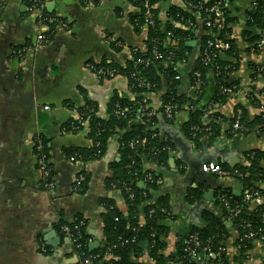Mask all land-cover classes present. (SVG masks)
<instances>
[{
	"label": "crops",
	"instance_id": "0c3cea01",
	"mask_svg": "<svg viewBox=\"0 0 264 264\" xmlns=\"http://www.w3.org/2000/svg\"><path fill=\"white\" fill-rule=\"evenodd\" d=\"M32 4V0H0V264L75 263L69 239L57 228L62 220H83L89 245L103 247L108 201L127 211L121 192L109 181L114 176V165L122 161L123 134L118 132L110 140L101 159L83 158L78 164L66 152L91 144L88 124L82 126L78 121L81 110L89 107L98 118L106 120L121 109L120 104H113L115 98L135 101L140 97L156 114L152 130L159 133L161 141L173 144L167 152V167L147 157L142 159L143 170L160 177L151 204L163 199L169 213L158 254L168 262L178 261L181 238L192 229H204L212 218H217L228 231L220 242L226 264H264V242L255 241L242 255L239 233L233 223L226 222V211L219 202L225 190L240 197L244 185L216 177L220 183L211 190L199 181L204 164L239 170L250 167L254 154L262 156L259 163L264 169V130L249 126V133H235L231 125L238 116L247 124L264 116V49L257 48L262 28L255 19L258 0H225L228 39L232 43L228 78L239 83L241 90L231 97L223 96L214 105L210 112L220 115L215 121L219 129L213 133L212 119L206 117L196 141L186 134L191 116L188 109L178 112L172 121L165 118L161 98L167 86L140 94L125 77L100 79L87 68L89 63L97 62L124 69L132 51L145 48L148 27L136 30L131 22L136 9L130 0H48L47 12L67 27L57 29L49 46L21 57L22 50L37 43L39 21ZM185 8L187 0H162L157 5L158 19L163 26L179 27L173 14ZM205 28L204 20L197 17L196 29L186 40V46L192 42L196 46H187L186 58L178 64L179 96L196 97L193 74L202 56ZM206 76L208 91L215 76L212 70ZM252 89H258L257 98L249 96ZM140 123L138 116L129 122L127 130ZM38 140L46 144L50 156L52 191L42 184L35 148ZM81 174L85 176L83 181H88L85 193L77 189ZM254 184L262 190L264 205V183ZM140 187L147 189V182L140 183ZM259 207L250 204L248 212L254 213ZM50 230H55L56 236L46 241ZM140 262L155 264L148 254ZM201 264L213 263L204 257Z\"/></svg>",
	"mask_w": 264,
	"mask_h": 264
},
{
	"label": "trees",
	"instance_id": "16d2710c",
	"mask_svg": "<svg viewBox=\"0 0 264 264\" xmlns=\"http://www.w3.org/2000/svg\"><path fill=\"white\" fill-rule=\"evenodd\" d=\"M146 1L147 0H130L136 9V12H134L131 16V22L137 31H140L147 26L144 21V4ZM148 1L151 6L156 7L154 12L157 15V5L162 0ZM216 1L222 2L224 7L225 0H187L188 4L197 5L201 2L204 3L206 7L213 6ZM258 4L259 11L255 19L258 20V23L263 29L264 0H258ZM173 17L175 20H177L178 24H181V26H172L171 24L163 26L159 19L156 28L148 26L147 39L144 44L145 48L147 49V53L144 54L141 52V49H137L138 51L134 55V61L130 60L124 69L119 67L117 68L116 66L109 64L102 65L109 68H115L122 75L128 77L130 79V84L134 85V89H136L140 94L149 92L151 90H162L167 86L168 91L161 98L163 103L162 107L171 104L179 106L180 111L188 109L191 116L190 122L187 124L186 134L192 141H196L200 132L203 131L202 124L206 117L212 119V128L214 129L213 133H216L217 128L219 129V125L216 124L215 121L219 119L220 115L214 114L210 111L214 105L219 102V100H222L221 98L224 96L222 95L223 89L232 87L239 88L240 84L237 82L233 83L228 78L231 70L228 72H223L222 75L217 76L216 68L203 64L202 59L200 58V62L196 71L199 70L202 73L203 85L196 90L195 98L179 96L177 93L178 80H175L176 77H179L180 80V70L178 68V64L182 63L186 58V53L189 51L186 46V40L193 32V29L182 28V25H185L184 20L188 19H191L195 24H197V18L195 17V11L190 8L175 10ZM207 17L208 15H204L202 19ZM227 24L228 20L223 28L218 32L216 30L210 31L205 28L207 34L204 38V44H206L207 41L217 39L232 44L228 39L229 29ZM52 31H54V27L49 26V31L46 34L51 41L54 39L56 33ZM169 32L172 33L173 40L178 41L173 49L168 45L167 34ZM154 47H157L162 53L172 51L175 54V61L173 62L174 64L168 65L166 67L164 63L156 62L148 69L143 68V65H140L137 69H135L134 62L144 60L151 56V54L149 55V52ZM209 52H211V54L215 53L217 55L218 65L222 67H231L232 50L223 52L218 51L215 47H211ZM208 70L213 71L215 80L213 82V86L207 91V86L209 84L206 74ZM136 71L139 72V76L133 79L132 73H136ZM261 74H264V72ZM138 78H142L148 82V90L137 88ZM193 83H195V80ZM205 87L207 88L205 89ZM253 96L254 98H257L259 95L254 93ZM224 97L227 98L226 96ZM144 101L145 100H143L142 97L135 101L115 98L113 104H120L121 109L128 108L130 110L125 118H119L114 113H111L109 119L103 120L98 118L95 112H93V110L89 107L81 110L80 114L83 115L84 120L89 126L88 139L91 141V144L86 148L72 149L71 151L66 152L68 157H77L78 162H80V159L83 158L84 161L85 158L87 161L101 159L107 150L110 140L114 136L118 135V132H122L123 134L122 141L125 144V150L122 161L114 165V176L109 181L115 185L117 191L121 192L127 205V211H121L112 201H108L107 213L104 215L103 227V239L105 244L103 247L94 251L90 250V245L87 243L89 237L86 232V226L82 227L80 230V233L82 234L81 242L84 244V251L86 255L97 258L95 259L94 264H143L140 261L146 254L149 255L155 264H191L188 254L185 252L186 248L188 247L186 244L191 236L199 235L201 241L204 244H211L213 250L217 252L220 248H222L220 243L221 240H223V237H225L228 233L222 219L218 220L217 218H212L210 221L208 220L209 222L206 224L204 229H192L189 233H186L183 238H181L179 243L178 261L168 262L158 254V251H160L162 248L161 237L166 230L165 223L168 221L169 213L167 211L168 208L166 207V203L163 199H160L157 204H151L152 194L158 189L157 182L159 181L160 177L151 170L144 171L142 159L143 157H147L159 166L167 167L169 160V155L167 152L170 148L173 149V144L171 142L161 141L159 133L155 130H152V126L156 123V114L150 119V122L147 121L146 113H148L150 109L147 108V104ZM211 104H213L212 108L208 110ZM191 108H194V110ZM138 116H140L141 123L132 126L128 131L127 127L129 126V122ZM234 121L235 120L231 122V125L234 123ZM242 122L249 130L250 127L252 128L256 126H260V128L264 130L263 115L259 116L253 123L247 124L244 118ZM195 128H199L200 131H196ZM142 139L147 140L145 145L138 146L136 148H131L129 146L130 143L140 141ZM44 154L47 157L49 164L50 156L46 144H44ZM261 157L262 156L260 154H254L252 159L250 158V167L239 169V172L244 174L247 173L249 175L248 177L238 179L239 182L244 185V190L262 191L256 186V184H254L255 182L264 183V169L260 167L259 163ZM147 174L152 175V180H146ZM144 181L147 182L148 186L145 190L140 187V183ZM87 184V180L79 184V188L82 193L87 191ZM222 195H228L231 198L232 208H238L240 210V214L231 222L233 223L232 225L235 230L238 231L239 236L244 235V230L240 227V225L244 224H250L255 231L261 229L262 233H264L263 204L260 205V207L254 213H250L248 212V204H246L243 200V195L236 197L229 190H225L223 193H221V196ZM192 196H194L195 199H198V195L196 196V194H194ZM219 202L226 211L224 217L227 222L231 215L228 213L221 200ZM143 216L145 222L142 224L141 217ZM79 221L82 220L78 219V221L73 223L67 220H62L58 224L57 228L60 230L62 225H67L74 230V227ZM74 232L77 231L74 230ZM254 242L255 241L248 242L246 246L241 249V254H246V250ZM238 244L244 245V242L242 243L239 241ZM106 254H109L112 259H107ZM222 262L223 264H226V252L222 254ZM211 263L216 264L217 262L211 260Z\"/></svg>",
	"mask_w": 264,
	"mask_h": 264
},
{
	"label": "built area",
	"instance_id": "2783aa9c",
	"mask_svg": "<svg viewBox=\"0 0 264 264\" xmlns=\"http://www.w3.org/2000/svg\"><path fill=\"white\" fill-rule=\"evenodd\" d=\"M48 0H32V5L34 11H36L38 15V21H39V32L37 37V43L32 46L29 49H24L20 52L21 57L25 56L28 52H39L41 49L49 46L51 44L50 38L47 36V32L49 31V26L54 27V31L56 32L58 28L63 27L66 28V23L60 21L57 17L50 15L47 13L46 10V4ZM259 5V4H258ZM188 8L195 11V17H201L203 18L204 15H208L207 18L202 19L204 20L205 27L210 31H219L223 28L225 25L227 19H226V11L223 7V3L220 1H216L215 4L211 7H206L204 3H198L197 5L188 4ZM156 7L151 6L149 4V1L147 0L144 4V15H145V23L147 27L156 28L157 22H158V15L154 12ZM183 19V18H182ZM184 20V19H183ZM185 25H182V28L184 29H196L197 24H195L191 19L184 20ZM181 26V24H180ZM172 33L169 32L167 34L168 38V45L173 49V47L178 43V41L173 40ZM211 47H215L218 51H228L230 49V44L217 39V40H210L207 41L206 44H204L203 52H202V62L205 65H210L212 67L216 68V74L217 76H220L223 74V72H228L231 70V67H222L218 65V59L217 55L215 53L209 52V49ZM257 48L259 50L264 49V28L262 29V33L260 36V39L257 43ZM138 50L132 51V57L131 61H134V55L137 53ZM142 53H147V49L143 48L141 50ZM148 58L144 60H140L137 62H134V67L137 69L140 65H143V68L148 69L151 66H153L156 62L164 63V65L167 67L168 65H173L175 61V54L170 51L167 53H162L159 51L157 47H154L152 50H150ZM87 68L89 71H91L96 77L100 79H106V80H112L116 79L118 77H125L128 80H130L128 77L122 75L117 69L115 68H109L106 66H103L100 63L97 62H91L87 65ZM139 76V72L136 71V73H132V78L135 79ZM193 78L195 80V85L197 88L203 85L202 81V73L197 70L193 74ZM175 80H179V77H176ZM137 88L138 89H147L149 88V84L146 80L142 78L137 79ZM135 86L132 85V88ZM241 88L239 87H232L222 90V95L226 97H231L237 93H240ZM259 91L258 89H252L249 90V96L252 98L253 94H257ZM146 103V101H144ZM212 108V106H210ZM48 109V108H47ZM163 114L165 118L169 121H172L175 117V115L180 112V108L177 105H165L162 107ZM192 109V108H191ZM194 110V108L192 109ZM128 108L119 109L115 112V115L119 118H125L127 114L129 113ZM153 111H149L146 113L147 121L150 122V119L154 116ZM79 124H86L87 122L84 120L83 115H80L78 118ZM232 129L235 133H249L250 130L244 126L242 122V118L238 116L234 123L232 124ZM196 131H200L199 128H195ZM210 130V129H208ZM147 143L146 139H142L140 141L132 142L130 143L131 148H136L138 146H143ZM36 148V157L38 159V168L41 173L42 177V184L44 187L52 191L54 189V180L52 176V169L50 168V165L48 164L47 157L44 154V145L41 141H36L35 143ZM71 161L77 163V157H72ZM79 164V162H78ZM202 172L204 174L212 175L214 177L226 179V180H236L239 182V178H245L249 175L246 173L239 172V170H227L224 169L221 165H218L216 163H207L202 166ZM85 176L81 174L78 178L77 183V189L80 190V183L83 182ZM147 180H152V175L147 174L146 175ZM129 191V189H128ZM243 200L246 204H255V205H262L263 204V195L260 191H254V190H244L243 191ZM221 202L224 204L226 210L231 215L230 219H228V222H232L234 218H236L240 214V210L238 208H232L231 206V198L228 195H222L220 196ZM166 212L165 210H163ZM85 226V222L79 221L77 225L74 227V230L77 232H74L72 228H70L67 225L61 226V231L64 233V235L69 239L72 249L75 253L76 264H94L95 259H97L94 256L86 255L84 251V244L82 241V234L80 233V230L82 227ZM240 227L244 230V235L240 236V241L244 245H239V249L241 250L246 244L250 241H262L264 242V233H262V230L255 231L252 225L250 224H244L240 225ZM87 243L89 241L87 240ZM188 247L186 248L185 252L188 254V257L190 259L191 264H201L204 257H208L213 261H216V264H223L222 262V254L225 253L224 248H220L217 252L213 250L211 244H204L199 235H193L190 237L189 241L187 242ZM107 259H112L109 254H106Z\"/></svg>",
	"mask_w": 264,
	"mask_h": 264
},
{
	"label": "water",
	"instance_id": "95a60500",
	"mask_svg": "<svg viewBox=\"0 0 264 264\" xmlns=\"http://www.w3.org/2000/svg\"><path fill=\"white\" fill-rule=\"evenodd\" d=\"M187 46L194 48L196 46V43L192 42V43L187 44ZM107 56L109 58H111L112 54H108ZM199 174H200L199 175L200 183L206 184L209 188H211V190L216 189L217 185L220 183L219 180H217L216 177H214L212 175L204 174L203 172H201ZM224 183H225V181H224ZM204 198H206V197H204ZM48 232H49V235L45 238L46 241H48V239L51 238L52 236H56L55 230H50ZM50 245H53V243H50ZM97 247H98V244L91 245L90 250L93 251V250L97 249Z\"/></svg>",
	"mask_w": 264,
	"mask_h": 264
}]
</instances>
